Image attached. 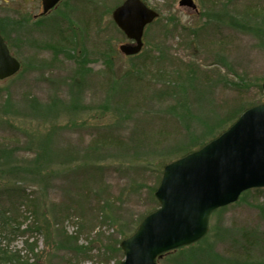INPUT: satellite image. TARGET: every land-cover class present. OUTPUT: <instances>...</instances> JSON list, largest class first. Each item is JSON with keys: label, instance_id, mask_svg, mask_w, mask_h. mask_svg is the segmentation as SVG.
<instances>
[{"label": "rangeland", "instance_id": "1", "mask_svg": "<svg viewBox=\"0 0 264 264\" xmlns=\"http://www.w3.org/2000/svg\"><path fill=\"white\" fill-rule=\"evenodd\" d=\"M123 1L63 0L35 19L40 0H0V33L22 64L0 81V176L18 181L0 184L21 206L13 249L34 264H121L162 165L264 100V0H194L198 13L143 0L160 17L134 58L120 54L128 40L108 10ZM250 231L264 235V189L214 212L203 240L158 264H225Z\"/></svg>", "mask_w": 264, "mask_h": 264}, {"label": "water", "instance_id": "2", "mask_svg": "<svg viewBox=\"0 0 264 264\" xmlns=\"http://www.w3.org/2000/svg\"><path fill=\"white\" fill-rule=\"evenodd\" d=\"M41 1L45 15L61 0ZM179 5L198 12L194 0H181ZM112 18L130 41L121 44L119 51L131 57L142 51L145 29L159 13L142 0H125ZM20 69V62L0 35V81L15 76ZM258 188H264V102L248 109L202 149L165 167L155 194L160 207L121 242L125 256L121 264H158L157 259L165 253L201 241L216 210Z\"/></svg>", "mask_w": 264, "mask_h": 264}, {"label": "trees", "instance_id": "3", "mask_svg": "<svg viewBox=\"0 0 264 264\" xmlns=\"http://www.w3.org/2000/svg\"><path fill=\"white\" fill-rule=\"evenodd\" d=\"M120 4H116L114 7H111L112 9L111 8L108 9L109 12L113 11ZM106 12H107V10H106ZM100 13L101 12H98V15H100ZM74 42H75L74 39L69 40L68 42H66V44L64 46L67 45V48L70 50V52H72L71 50H73V48L75 47ZM57 49H58V52H60L61 50L65 51L64 49H61V47H58ZM83 62H85V61H83ZM255 105H257V104H255ZM255 105H253V106H255ZM253 106H251V107H253ZM239 117H240V115H237L235 118H233L229 122L226 129L223 130V132L226 131L231 125H233ZM223 132L219 133L215 138H217ZM215 138H213V139H215ZM207 143L208 142L201 144V146L199 148H197L196 150L204 147ZM196 150H186L181 157H183V156H185V155H187L193 151H196ZM1 155L3 157H6V154H4L2 152H1ZM17 166L18 165L15 164L12 167L16 168ZM165 166H166V164L164 163L162 165V167L158 170L159 174L156 177V183L151 190V196L153 198V201H152L153 203H152L151 210L148 212L147 215H149L150 213L154 212L156 209L159 208V203L155 199V192H156L158 186L160 185ZM13 176H15V175L12 174V176L10 178H7V179L4 178L3 176H0V178L1 177L4 178V181H7L8 186L9 185H11V186L17 185L18 181L16 179H12ZM1 187H2V185L0 184V264H34V262L31 261V259L27 255L25 256L21 250L13 249L14 248L13 244L16 242V240L19 237L22 236L23 232H25L24 230H22L23 221L19 215L21 213V206L16 205L14 202L9 203L7 201V203H6L4 201L5 195H4V192L1 190ZM14 187H16V186H14ZM13 190L16 191L14 188H13ZM21 191H22V193H20V194H22L21 195L22 198L30 196V195L26 194L25 189L21 190ZM253 192L261 193L262 189L247 191V192L243 193L241 195V197H243L244 195H247L249 193H253ZM225 208L220 209V211L224 210ZM143 219H141L138 222V225L135 227L134 232L139 227V225ZM195 246H192V247H195ZM198 246H199V244H198ZM231 246H232V248L230 249L231 251L229 252V254L225 255V256H227V258L225 257L226 259L223 260L225 262V264H264V235H263L262 239H258V237L253 232L250 231L249 234L247 233L246 235H241L239 237V240H233ZM190 248L191 247L184 248V249H190ZM184 249H182V250H184ZM207 249H205L204 252ZM182 250H180V251H182ZM213 250L215 252V249H213ZM208 253H212V255H213L212 250L208 251ZM187 263L197 264V256L190 258L187 261Z\"/></svg>", "mask_w": 264, "mask_h": 264}]
</instances>
